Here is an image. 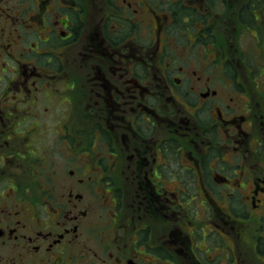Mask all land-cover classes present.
<instances>
[{"label": "flooded vegetation", "instance_id": "1", "mask_svg": "<svg viewBox=\"0 0 264 264\" xmlns=\"http://www.w3.org/2000/svg\"><path fill=\"white\" fill-rule=\"evenodd\" d=\"M262 3L0 0V264H264V92L228 81Z\"/></svg>", "mask_w": 264, "mask_h": 264}, {"label": "rangeland", "instance_id": "2", "mask_svg": "<svg viewBox=\"0 0 264 264\" xmlns=\"http://www.w3.org/2000/svg\"><path fill=\"white\" fill-rule=\"evenodd\" d=\"M260 12L257 14L258 19L260 20V24H264V4L261 5ZM241 24L242 26H248V24H245L243 22H237ZM253 30L257 31L259 34L261 33V26L257 23V25L253 28ZM249 34H244L242 36L238 37L237 46H230V52L228 53L230 56V75L228 78V81L234 80V76L236 75L237 78L239 77L242 79H248L250 83H245L247 86H250L252 89V81L257 89V92H264V57H262L261 54L263 53L264 49V38H259V44L255 43L253 41V37ZM261 50V52H260ZM238 56H236V54ZM260 53V54H259ZM239 55H241V61L238 60ZM218 66H213L214 69H219ZM255 92L254 90H252ZM55 112L49 114V117H46V123L39 125L37 129L36 134V141L34 142V150L36 155L33 156V167L36 169L39 174L42 175V172L45 173H52V169H48L51 167L55 168H61L62 164L64 163V156L62 158L59 157L57 154L58 149L54 148L55 141L58 140L57 136L63 132L66 131L64 127L55 119L60 115L62 116H68L67 112L62 109H54ZM29 123L30 121H26L22 126L19 128L17 125H15L12 128L11 134L19 135V133L23 132L25 135V131L29 129ZM51 152L53 153V156H51ZM39 179V185H42L44 181H49V179L42 177ZM44 179V181L42 180ZM53 179H56L54 176ZM44 185V184H43Z\"/></svg>", "mask_w": 264, "mask_h": 264}]
</instances>
